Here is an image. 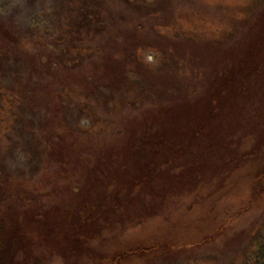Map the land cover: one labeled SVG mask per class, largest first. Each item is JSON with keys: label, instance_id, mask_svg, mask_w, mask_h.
Segmentation results:
<instances>
[{"label": "rangeland", "instance_id": "374dc122", "mask_svg": "<svg viewBox=\"0 0 264 264\" xmlns=\"http://www.w3.org/2000/svg\"><path fill=\"white\" fill-rule=\"evenodd\" d=\"M87 1L0 0L3 203L21 211L36 195L47 207L101 212L73 245L61 222L46 242L29 222L42 263L264 264V47L231 92L221 83L248 57L264 0H220L252 5L248 28L223 46L158 36L134 10L127 43L98 56L69 45L91 32L81 27ZM130 21L141 24L138 51ZM160 142L148 162L145 149Z\"/></svg>", "mask_w": 264, "mask_h": 264}, {"label": "trees", "instance_id": "16d2710c", "mask_svg": "<svg viewBox=\"0 0 264 264\" xmlns=\"http://www.w3.org/2000/svg\"><path fill=\"white\" fill-rule=\"evenodd\" d=\"M176 1L178 3L180 0ZM204 1L210 2V6ZM191 2L194 4L193 8L191 6L186 7L185 5H182V7H176L172 0H159L156 4H153L150 0H89L86 2V5H84V8L82 7L83 12H80L83 16L81 27H85L87 31L91 32L78 37L79 40L77 41L74 36H71L69 45L71 48L74 46H80L82 52L86 55L92 53L97 54L98 56L103 54V50H105L106 46H116V43L123 40L127 43L128 36L124 35L125 32L122 33L125 25L123 22L128 20L126 18L133 17L134 14H131L130 12L135 10L137 13L139 12L137 22L141 21L143 18L146 23H149L150 25L152 24L155 31L159 32L158 36H161L164 33L167 37L179 41L206 38L209 41V44L213 46H223L244 29L249 15L248 13H250L248 11L252 9V5H249L248 7L246 4L243 6L235 4L226 7L220 0H192ZM229 15L231 16L230 18H228ZM260 21H263V23L259 22V29L256 31L252 39L247 42L248 47H246V52L248 57L245 59H242L241 57L239 59V62L241 63L240 66L235 65V67L230 68V70L227 69V71L224 72L221 83L225 93L231 92V88L235 87L236 83L234 77L238 70H241L244 67L246 68L247 66H250V64H252L253 69H256L255 65L258 58L256 59L255 52L259 54L262 47H264V16ZM130 24L132 25L130 29H132L133 34H135L133 35L134 39L132 41L139 44V46L137 45L135 48L133 43L132 48L135 50L137 49L138 51V48L141 45H146V43L143 42V39H137L136 35L141 24L134 25V22L131 21ZM245 28L248 27L246 26ZM107 31H109V33L113 32V34H107ZM70 35H72V33H70ZM88 36H90V39L93 38L95 42L96 40H99V43L94 42V44H90L89 42H83ZM113 41L114 44L112 45ZM176 55L177 54H171V60L178 61ZM165 61H170V59L167 60L166 58ZM174 65L175 63H172L170 69L176 68ZM165 69H167V67L162 68L161 70L164 71ZM114 70L117 72L116 69ZM139 76L144 77V81L148 82V76L146 74L142 73ZM146 78L147 80H145ZM139 81L140 83L141 81L144 82L143 80ZM126 83L129 84V87L126 90L127 92L129 89H135L134 84L131 82L129 83V80L126 81ZM159 146H163V144L160 142V144H157L154 147H147L150 151L145 149L148 154V157L146 158L148 162L153 161V153H155V150L158 149ZM137 152H141L139 148ZM144 154V152H141L142 156ZM83 248L84 247H82V249Z\"/></svg>", "mask_w": 264, "mask_h": 264}, {"label": "flooded vegetation", "instance_id": "af4514ba", "mask_svg": "<svg viewBox=\"0 0 264 264\" xmlns=\"http://www.w3.org/2000/svg\"><path fill=\"white\" fill-rule=\"evenodd\" d=\"M32 198L26 195L24 200L29 201L31 199L29 202L37 200V203L32 205L33 207H23L20 211L18 208H13L11 204L6 206L3 193L0 191V264H43L41 260L43 259L42 250L38 245H35L38 241L35 233L39 232L28 233L26 229L29 222H35L43 229V242L53 239V237L56 239V236L59 237L60 233L55 230V224L56 221L61 222L68 231L70 229L72 231V234L66 235V239L72 245L82 237L84 234L81 232L82 230L87 231L91 226L97 227L94 222H97L96 218L101 212H93L85 205L84 208L78 210L69 208L64 211L65 209L61 204L60 206L53 204L52 207H47L44 203L39 202L36 195H32ZM87 237L84 236L82 239L83 244L88 242Z\"/></svg>", "mask_w": 264, "mask_h": 264}]
</instances>
